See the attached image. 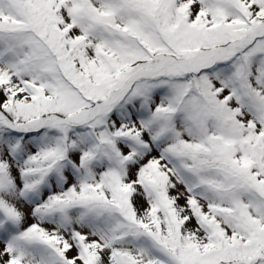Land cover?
Here are the masks:
<instances>
[{"label": "snow or ice", "instance_id": "obj_1", "mask_svg": "<svg viewBox=\"0 0 264 264\" xmlns=\"http://www.w3.org/2000/svg\"><path fill=\"white\" fill-rule=\"evenodd\" d=\"M0 264H264V0H0Z\"/></svg>", "mask_w": 264, "mask_h": 264}]
</instances>
